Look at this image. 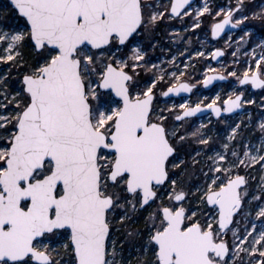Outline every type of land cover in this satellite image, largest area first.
Instances as JSON below:
<instances>
[{"label":"snow or ice","instance_id":"snow-or-ice-1","mask_svg":"<svg viewBox=\"0 0 264 264\" xmlns=\"http://www.w3.org/2000/svg\"><path fill=\"white\" fill-rule=\"evenodd\" d=\"M246 7H220L212 36L245 25ZM190 8L191 0L0 5V264H264V175L255 191L247 175L257 165L264 173V119L259 144L237 142L242 121L229 125L221 150L208 125L190 122L256 100L242 90L221 104L219 93L210 103L158 99L228 77L264 89V39L242 61L239 46L253 35L245 25L239 41H225L237 44L232 64L242 70L208 67L203 79L177 55L152 62L147 49L158 42L144 37ZM205 13L213 15L207 0L193 29ZM251 19L264 28V8ZM206 55L225 51L195 53Z\"/></svg>","mask_w":264,"mask_h":264},{"label":"rangeland","instance_id":"rangeland-1","mask_svg":"<svg viewBox=\"0 0 264 264\" xmlns=\"http://www.w3.org/2000/svg\"><path fill=\"white\" fill-rule=\"evenodd\" d=\"M7 0H0V5L6 3ZM168 0H163V3H167ZM205 3V0H198L189 11L191 12V16H185L182 20L180 19H172L168 20L167 18L161 21L159 24L161 28L167 33H159L158 36L163 35L162 38L157 39L156 36L152 33L150 36L144 37V44L147 46L149 42L157 43L155 51L151 48H148V58L154 62L159 64L161 61L170 60L171 55H177L178 60L177 63L180 65L181 69L183 68L184 63H192L195 65L194 68L188 69L192 75L199 76L200 79H203V73L206 68L212 67L217 71H223L222 65L231 69L233 67L241 70L242 65L237 64L233 65V57L231 55L232 51L237 48V44L233 43L231 48L226 47L225 41L229 36L232 37L233 41H239V37L243 35L242 30L237 31L235 33H230L225 36L224 39L219 41H213L211 37V26L215 23L219 18L214 15L216 11L219 10L220 7H230L236 4V0H207V3L210 8L213 10V15H209L207 13L203 14L200 17V26L198 28L193 29L192 24L195 19V10L202 7ZM247 7L243 10V14H246L250 17L248 21L245 22L247 28L245 29V25H243L244 29L253 33L250 44H241L240 52H238L239 58L243 61L245 59H249L250 57L243 56V50L245 48L251 52V48L255 46V43H258L259 40L264 39V28H261L260 22L258 20H252L251 14L253 11H259L261 8H264V0H245ZM207 18V25L203 26V19ZM239 18V17H237ZM177 23L176 25H173ZM171 25V28L169 26ZM160 28V27H159ZM171 29V30H170ZM187 29V31H185ZM162 30V32H163ZM169 30V32H168ZM174 32H178L183 39L177 38L173 35ZM165 35V36H164ZM167 37V38H166ZM247 39V38H246ZM197 45H194V43ZM216 48H221L225 50V56L223 59L216 63L213 61L211 55H206V58L196 57L195 53L197 51H203L206 54L211 53ZM170 50V51H169ZM183 51L185 54L183 56H179V52ZM260 49H257V53H259ZM189 55H191L192 59H189ZM206 60V66L203 71L199 70V60ZM171 69V65H164ZM211 74L208 73V75ZM226 75V73H224ZM239 74V73H238ZM232 81L227 82V84H219L212 91H204L200 85L198 89H196L195 94L190 98L185 99H176L174 101H166L162 100L159 97V103L163 106L164 103H168L169 105L172 103H182L185 100H188L190 103L197 102L198 100L204 99L207 97L208 99H204V103H210L212 98H215L216 94L219 93L221 100L217 101V104H221L223 99H226L229 94H231L234 90L236 91H244L246 99H254L256 100V104H246L244 105V112L240 113L238 116L232 118H220L215 120L213 116H207L205 118L196 119V121H190L193 127H197L200 124L208 125L209 134L212 136L213 141L215 143L216 150H221L220 144L226 139L228 134L230 133L229 125H235L236 123H241V132L240 135L237 136V142L241 140L243 137L244 143H251L252 145H257L260 143L261 134L257 125L259 122L264 119V109L259 107L260 101L264 98V89L259 90V92H255L250 89V86L241 88L236 82L235 79L230 77ZM190 82L195 83V79ZM249 115H251V121H249ZM211 121V123H209ZM250 125V126H246ZM237 150H239V146L237 144ZM211 154V153H210ZM246 174V170L243 171L242 175ZM249 177V185L250 191H255L259 187L260 176L264 175L259 171V165L256 166V170H250L247 172Z\"/></svg>","mask_w":264,"mask_h":264},{"label":"water","instance_id":"water-1","mask_svg":"<svg viewBox=\"0 0 264 264\" xmlns=\"http://www.w3.org/2000/svg\"><path fill=\"white\" fill-rule=\"evenodd\" d=\"M197 0H191V6L196 2ZM242 29V26H240V27H237V28H232L231 27V25H228V26H226L225 27V30H224V32L223 33H221V35H220V37H216V38H214L213 36H212V34H211V37H212V39H213V41L215 40V41H218V40H221V39H224L225 38V36L226 35H228V34H230V33H235V32H237V31H240ZM225 56V55H224ZM224 56H222V57H217V58H213V61L214 62H216V63H218V62H220L222 59H223V57ZM213 73H211V74H209V75H212ZM231 81V79H230V77H228L226 80H216V81H214L208 88H203V90L204 91H211L213 88H215L217 85H219V84H227V82H230ZM248 86H250V85H248ZM248 86H243V87H241V88H244V87H248ZM250 88H251V86H250ZM194 90L195 89H193V92L192 93H181L179 96H176V95H172L171 97H163L164 99H166V100H170V99H174V98H184V97H190L193 93H194ZM253 91H255V92H259V90H262V89H252ZM245 110H244V106L241 108V109H236V110H234L233 112H231V113H222L221 114V117H226V116H235V115H239L240 113H243ZM210 114H212L213 115V117L216 119V120H218V117H216L210 110H207V109H205L203 112H201V113H197V115L196 116H194V117H191L190 119H194V118H202V117H207V115H210ZM221 117H219V118H221Z\"/></svg>","mask_w":264,"mask_h":264},{"label":"trees","instance_id":"trees-1","mask_svg":"<svg viewBox=\"0 0 264 264\" xmlns=\"http://www.w3.org/2000/svg\"><path fill=\"white\" fill-rule=\"evenodd\" d=\"M177 23H174L173 25H176ZM207 25V18L205 19H203V26H206ZM160 27V28H159ZM169 28H171V25L169 26ZM162 28H161V26H160V24L158 25V27L156 28V30L153 32V34H154V36H156L157 37V39H160V38H162L163 37V35H160V36H158V34L161 32L162 34L163 33H167V32H165L164 30H163V32H162ZM171 30V29H170ZM168 32H169V30H168ZM165 36V35H164ZM167 38V37H166ZM194 45H197V43L195 42L194 43ZM149 50V49H148ZM206 60H199L198 61V63H199V70L200 71H203L204 70V68H205V66H206ZM241 70H242V67H241ZM195 79H200V77L199 76H195ZM142 226V225H141Z\"/></svg>","mask_w":264,"mask_h":264},{"label":"flooded vegetation","instance_id":"flooded-vegetation-1","mask_svg":"<svg viewBox=\"0 0 264 264\" xmlns=\"http://www.w3.org/2000/svg\"><path fill=\"white\" fill-rule=\"evenodd\" d=\"M198 1V0H197ZM196 1V2H197ZM195 2V3H196ZM194 3V4H195ZM242 26V29H244V27H243V25H241ZM199 88V86H197V88L196 89H198ZM196 89L194 90V93L190 96V97H192L194 94H195V92H196ZM250 89H252V88H250ZM190 97H187V98H190ZM186 97H184V98H182V99H185ZM161 99L163 100L164 98L163 97H161ZM164 100H166V99H164ZM175 100V99H174ZM174 100H166V101H174ZM212 114H210V115H207V116H211ZM213 116V115H212ZM235 116H238V115H235ZM235 116H226V117H221V118H232V117H235ZM202 118H205V117H202ZM214 118V117H213ZM196 119H201V118H194V119H190V121H196ZM215 119V118H214ZM218 119H220V118H218ZM216 120V119H215ZM218 121V120H217ZM243 171H244V169H241V172H240V174H242L243 173Z\"/></svg>","mask_w":264,"mask_h":264}]
</instances>
